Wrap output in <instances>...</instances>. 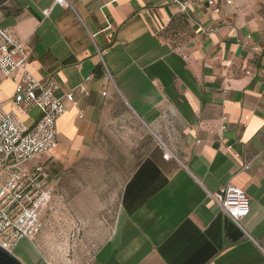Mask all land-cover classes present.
<instances>
[{"label": "crops", "instance_id": "crops-1", "mask_svg": "<svg viewBox=\"0 0 264 264\" xmlns=\"http://www.w3.org/2000/svg\"><path fill=\"white\" fill-rule=\"evenodd\" d=\"M190 1L186 14L170 0H71L74 11L0 0V27L29 48L27 70L77 103L41 158L54 190L42 214L45 255L58 226L81 245L102 234L89 264H264V9ZM19 77L0 84L6 111ZM38 115L33 108L25 126ZM162 145L176 159L164 160ZM227 184L250 200L242 229L207 196ZM86 193L98 231L77 211Z\"/></svg>", "mask_w": 264, "mask_h": 264}, {"label": "built area", "instance_id": "built-area-1", "mask_svg": "<svg viewBox=\"0 0 264 264\" xmlns=\"http://www.w3.org/2000/svg\"><path fill=\"white\" fill-rule=\"evenodd\" d=\"M51 1L56 6L74 11L71 0ZM170 1L178 5L181 12L189 13L192 1ZM196 1L204 2L207 6L215 3V0ZM225 1L228 5L232 4V0ZM43 14L47 15L48 10H43ZM251 38V35L246 37L247 40ZM260 43L264 44V32L260 35ZM29 54L23 40L11 30L0 27V84L15 72H20L11 98V110L6 111L0 104V247L11 254L23 239L33 244L43 227L42 214L50 208L54 190L50 184L48 166L41 162V158L58 143L56 122L66 112L67 104H77L72 93L56 98L55 82L44 83L27 70ZM104 69L110 79L105 66ZM245 73L250 74L249 71ZM81 91L85 93L83 87ZM33 108L38 109L39 115L30 127H26L22 119ZM221 120L225 123V116ZM224 128L222 125L221 130ZM161 148L164 160L176 159L165 146ZM248 166L245 164L244 169ZM207 196L242 229L240 221L248 215L250 207V200L242 189L227 184Z\"/></svg>", "mask_w": 264, "mask_h": 264}, {"label": "rangeland", "instance_id": "rangeland-1", "mask_svg": "<svg viewBox=\"0 0 264 264\" xmlns=\"http://www.w3.org/2000/svg\"><path fill=\"white\" fill-rule=\"evenodd\" d=\"M257 5L260 7V11L263 10L264 0H257ZM72 179H74L73 175ZM58 187L59 181L57 180L55 183V197H57L59 193ZM73 191L74 189L72 188V193L70 194L71 197H73L72 195H74ZM85 198L88 199L86 206H84L85 208L82 206H78L77 211L83 210L82 215L84 216V220L88 225L89 229H94V227L97 226L96 229L98 231L100 230V227L97 223L98 217L96 215V211H94L97 210V207H95V205H90V201H92V199L89 193H86ZM73 210L75 211V207L71 205V211L69 215H71L70 219L73 221L72 227L74 225L76 227H79L81 225V219L76 217L75 214H73ZM92 211L95 212V214L92 213ZM52 212L54 215V220L56 222H59V218L61 216L59 208L54 207ZM57 225L58 224L56 223V226ZM56 229L57 232L56 234H54L51 240L54 246H52L50 256L47 253L45 255V252L43 251V232L39 233V235L35 237L33 244L26 239L21 240L18 243L16 249L12 252V254L14 256L15 254L18 255L15 257L18 258L22 264H46L44 262V259H51L55 263L61 262L66 264H89L93 257L94 251L97 249V247L103 240L101 238L102 234H98V236L92 235L90 238H84V245H81L78 244L75 238H66L63 234V230L62 232L59 231L58 226L56 227Z\"/></svg>", "mask_w": 264, "mask_h": 264}, {"label": "water", "instance_id": "water-1", "mask_svg": "<svg viewBox=\"0 0 264 264\" xmlns=\"http://www.w3.org/2000/svg\"><path fill=\"white\" fill-rule=\"evenodd\" d=\"M0 264H22L13 254L0 247Z\"/></svg>", "mask_w": 264, "mask_h": 264}]
</instances>
